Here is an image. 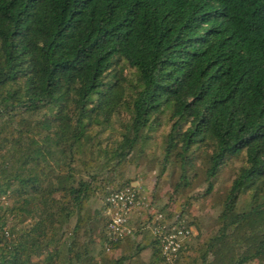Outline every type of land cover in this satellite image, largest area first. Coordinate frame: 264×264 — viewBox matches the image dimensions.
Masks as SVG:
<instances>
[{
    "label": "trees",
    "instance_id": "trees-1",
    "mask_svg": "<svg viewBox=\"0 0 264 264\" xmlns=\"http://www.w3.org/2000/svg\"><path fill=\"white\" fill-rule=\"evenodd\" d=\"M143 157L204 196L240 163L174 264H264V0H0V264H168L151 229L94 254Z\"/></svg>",
    "mask_w": 264,
    "mask_h": 264
},
{
    "label": "rangeland",
    "instance_id": "rangeland-1",
    "mask_svg": "<svg viewBox=\"0 0 264 264\" xmlns=\"http://www.w3.org/2000/svg\"><path fill=\"white\" fill-rule=\"evenodd\" d=\"M165 132L166 130H162L159 134L163 135ZM161 142L159 136L157 143ZM160 156L161 154L158 150L156 157L161 159ZM240 166L241 164L237 162L227 165L220 174L219 182L215 185L214 192L207 196H204L208 188L204 174L198 180L193 181L190 186L180 187L176 192V186L180 177L179 171L176 175L172 176L173 170L169 169L163 176H160L159 169L161 168L159 160L152 161L148 158L146 159V157L141 158L138 161V165L136 161H130L127 170L125 169L121 173L124 176L123 178L117 177L118 174L116 173L115 177L117 182L115 184H122L123 182L127 185L139 187L147 196L150 209L156 212L162 211L165 219L167 218L166 220L170 224L176 222L177 217L183 213V210H186L184 211V216L190 222L201 220L207 227L218 216L220 196L230 186ZM107 206L103 194L94 202V207L101 210L104 216L105 214H109V208ZM150 214L146 210L136 211L131 218L134 215L136 217H133L134 219L130 218L129 220V229L134 233L141 232L142 234L150 230L148 225ZM195 234H197V231ZM149 236H152V233H149ZM94 254L98 256L117 255L113 249L110 252L106 251L105 242H98L96 244ZM144 254L148 256L149 252Z\"/></svg>",
    "mask_w": 264,
    "mask_h": 264
},
{
    "label": "built area",
    "instance_id": "built-area-1",
    "mask_svg": "<svg viewBox=\"0 0 264 264\" xmlns=\"http://www.w3.org/2000/svg\"><path fill=\"white\" fill-rule=\"evenodd\" d=\"M106 204L110 216L106 231L109 242L106 251L110 252L111 244L119 243L132 233L128 227L131 216L136 211L146 210L153 215L149 228L158 238L167 263L174 264L178 260L185 240L192 234L184 221L168 223L163 214L150 209L144 191L135 186L112 192L106 197Z\"/></svg>",
    "mask_w": 264,
    "mask_h": 264
},
{
    "label": "crops",
    "instance_id": "crops-1",
    "mask_svg": "<svg viewBox=\"0 0 264 264\" xmlns=\"http://www.w3.org/2000/svg\"><path fill=\"white\" fill-rule=\"evenodd\" d=\"M133 217H136V215H134ZM133 217H132V218H133ZM132 218H131V219H132ZM133 219H134V218H133Z\"/></svg>",
    "mask_w": 264,
    "mask_h": 264
}]
</instances>
